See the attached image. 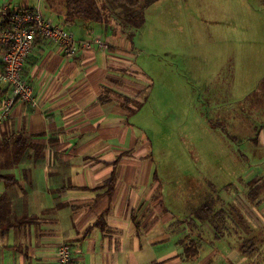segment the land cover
<instances>
[{"label": "crops", "instance_id": "obj_1", "mask_svg": "<svg viewBox=\"0 0 264 264\" xmlns=\"http://www.w3.org/2000/svg\"><path fill=\"white\" fill-rule=\"evenodd\" d=\"M25 1L0 0V25L4 5L31 7ZM42 1V14L58 24L61 5L38 0L35 6ZM109 21L66 27L77 39L102 38L107 49L79 48L66 56L58 43L38 35L24 60L21 75L33 99L16 100L0 122V264H56L63 243L72 249V264H211L220 251L215 243L224 240L222 229L216 233L211 222L218 212L201 207L196 221L168 222L179 223L177 233L187 231L174 241L165 199L148 188V169L125 160L134 149L125 103L142 88L123 64L129 42L123 32L110 34ZM7 92L0 80V106ZM148 156L141 151L136 158L148 162ZM263 250L242 264H264ZM245 253L234 245L226 264Z\"/></svg>", "mask_w": 264, "mask_h": 264}, {"label": "rangeland", "instance_id": "obj_2", "mask_svg": "<svg viewBox=\"0 0 264 264\" xmlns=\"http://www.w3.org/2000/svg\"><path fill=\"white\" fill-rule=\"evenodd\" d=\"M105 13L110 34L129 42L123 64L142 88L125 103L134 148L125 160L145 165L148 188L164 197L168 236L184 240L187 231L168 222L185 226L206 205L220 214L224 239L210 262L226 264L234 245L246 252L234 264L256 260L264 248V0H154L135 28ZM141 151L148 162L136 158Z\"/></svg>", "mask_w": 264, "mask_h": 264}, {"label": "built area", "instance_id": "obj_3", "mask_svg": "<svg viewBox=\"0 0 264 264\" xmlns=\"http://www.w3.org/2000/svg\"><path fill=\"white\" fill-rule=\"evenodd\" d=\"M8 8V5L2 7V21L7 19ZM38 35L58 43L66 56L75 55L79 48L107 49L109 47V43L98 36L75 38L64 26L48 20L42 14L39 5L33 10L13 14L8 26L0 28V47L3 50L1 55L3 71L0 80L6 83L8 89L0 106V122L8 117L16 100L28 102L33 99V90L22 77L21 71L24 60ZM55 261L56 264H72L70 245L63 243L58 246Z\"/></svg>", "mask_w": 264, "mask_h": 264}, {"label": "trees", "instance_id": "obj_4", "mask_svg": "<svg viewBox=\"0 0 264 264\" xmlns=\"http://www.w3.org/2000/svg\"><path fill=\"white\" fill-rule=\"evenodd\" d=\"M104 6L100 7L97 0H63L62 8L63 15L62 20L58 21V24L64 26L72 25L74 21H82L84 23H104L109 20V17L106 15V12H110L112 16L115 17L117 23L123 28H127L133 24L131 27H138L140 25V20L134 23L135 18L142 13L143 9L152 3L154 0H103ZM7 19L3 24L0 25V28H5L8 26L10 17L18 12L30 11L34 7H24V6H13L8 5ZM67 29V28H66ZM5 179L3 175L0 174V180ZM251 185L255 184V180L250 181ZM257 190V187L254 188V191ZM201 210L204 212L211 209L206 205H203ZM214 217H217L216 220H211L214 225L216 233L219 234L221 231L219 225L216 223L220 219V214L216 213ZM222 229V228H221ZM192 242L190 246L186 245V252L191 251Z\"/></svg>", "mask_w": 264, "mask_h": 264}]
</instances>
